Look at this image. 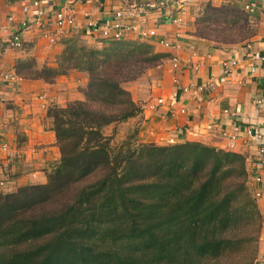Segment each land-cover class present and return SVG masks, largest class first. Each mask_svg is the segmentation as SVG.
<instances>
[{"label": "trees", "instance_id": "16d2710c", "mask_svg": "<svg viewBox=\"0 0 264 264\" xmlns=\"http://www.w3.org/2000/svg\"><path fill=\"white\" fill-rule=\"evenodd\" d=\"M254 32L243 8L206 3L191 34L221 46ZM61 43L53 66L14 64L17 77L49 84L71 70L88 77L82 99L47 108L60 157L46 182L0 191V264H257L263 214L242 154L137 142L138 127L112 147L104 132L142 112L124 83L169 54L132 39Z\"/></svg>", "mask_w": 264, "mask_h": 264}, {"label": "crops", "instance_id": "0c3cea01", "mask_svg": "<svg viewBox=\"0 0 264 264\" xmlns=\"http://www.w3.org/2000/svg\"><path fill=\"white\" fill-rule=\"evenodd\" d=\"M32 1L0 0V171L6 173L13 190L29 183L46 182V173L60 157L51 121L46 115L47 107L62 104L67 98L68 101L82 99L76 86L77 76H84L80 87L86 84L85 74L76 70L59 76L52 84L21 79L14 74L15 62L27 56L34 57L39 65L53 66L63 47L60 42L49 43L33 24L22 32V48L9 46L7 40L15 24L24 18L31 20L35 12ZM40 1L51 18L67 15L72 8L75 27L61 41L74 34L93 38L85 32L86 18L110 21L114 11L121 9L127 22L142 30H154L155 37H140L136 32L126 37L147 42L169 57L130 82L127 88L142 112L123 123L138 122L143 142L199 141L242 154L246 159L249 186L253 189L251 173L258 141L247 129L261 128L264 123V107L254 104L256 98H264V62L253 58L254 53L264 56V10L260 6L248 13L255 31L253 37L244 43L220 46L191 34L195 13L206 3L242 8L244 0H193L184 8L182 20L177 24L169 23L164 17L166 10L139 13L138 8L145 3L160 0H52L49 4ZM23 4L30 6L28 13L22 11ZM10 16L13 21L9 20ZM158 38L170 46L160 45ZM171 57L178 59L177 69L171 65ZM231 60L237 64L225 75L222 62ZM203 83H208L206 90L196 91ZM158 99L163 102L158 103ZM180 108L186 112L181 113ZM263 201H257L262 214ZM260 244L264 245V235Z\"/></svg>", "mask_w": 264, "mask_h": 264}, {"label": "built area", "instance_id": "2783aa9c", "mask_svg": "<svg viewBox=\"0 0 264 264\" xmlns=\"http://www.w3.org/2000/svg\"><path fill=\"white\" fill-rule=\"evenodd\" d=\"M52 0H44L45 4H49ZM193 0H160L155 2L145 3L139 7V13L146 10H166L164 12V17L169 23H179L182 20L183 10L188 5H191ZM31 6L34 7L35 12L30 19L19 20L15 24L14 30L12 31L7 43L10 47L15 49H20L23 47L22 42V32L26 30L30 25L37 27L43 36H45L49 43H61V38L69 34L75 27V19L72 14V8L70 12L64 16H58L56 18H51L46 14V11L41 7L40 0H33ZM264 10L263 0H244L242 8L247 13H252L257 9ZM30 6L27 4L22 5V11L28 13ZM10 21L13 18L9 17ZM85 32L93 37L101 40H122L126 39L128 35L136 32L140 37L148 38L155 37L156 32L154 30H142L131 22H127L125 18V11L116 10L113 13V18L110 21H94L90 18H86L85 22ZM157 42L165 47H169L170 43L158 38ZM253 58L264 62V56L259 53H254ZM170 63L174 69L178 67V59L176 57L170 58ZM237 62L234 60L223 61V73L228 75ZM197 69V66L194 67ZM175 83H178L177 79H174ZM208 83L200 84L196 87V91L202 92L206 90ZM177 92L173 94V98L176 99ZM162 99H158V103H162ZM254 104L259 107H264V98H256ZM181 113H185V108H180ZM264 123L261 128H249L247 133L254 137L258 141V148L255 154V159L253 161V169L251 173V182H253V189H251L253 198L257 201L264 199ZM238 130V127L235 128ZM234 138V137H232ZM250 181V180H249ZM263 228H264V201H263Z\"/></svg>", "mask_w": 264, "mask_h": 264}, {"label": "rangeland", "instance_id": "374dc122", "mask_svg": "<svg viewBox=\"0 0 264 264\" xmlns=\"http://www.w3.org/2000/svg\"><path fill=\"white\" fill-rule=\"evenodd\" d=\"M201 11L199 10L198 12H196L195 14H199ZM196 15V16H197ZM72 38H75L77 39V42L79 45H83V46H86V47H89V48H103L104 46H108L110 44V41L108 40H99L97 38H88V37H84V36H80L78 34H74ZM72 71V70H71ZM149 71V70H148ZM146 71V72H148ZM79 72H82V71H79ZM145 72V74H146ZM83 74H85V77H86V83H87V74L86 72H82ZM142 76V75H141ZM140 76V77H141ZM77 89L78 91L81 93V88L83 87H80V82L84 81V76L81 74V76H77ZM139 77V78H140ZM138 79V78H137ZM79 82V83H78ZM132 82V81H131ZM130 84V82H126L124 83V86L125 88L128 90V85ZM86 85V84H85ZM130 92V91H129ZM131 94V93H130ZM68 94L65 95V97H69L67 96ZM66 99V98H65ZM68 99V98H67ZM66 99V101L62 102V104L60 105H64L66 104V102H68V100ZM74 100V99H73ZM48 108V107H47ZM142 109V108H141ZM46 115H47V111H46ZM49 119V118H48ZM51 121V120H49ZM135 127H138V133H137V136H136V140L137 142H143L141 140V138L139 137V123L136 122V121H132V122H128V123H120V124H117L115 125V127H112V126H108L104 129V132L105 134L107 135H111L113 133V137H112V140H111V145L112 147H116L117 145L120 144V142L123 141V139L126 137V136H129L132 134V130L135 128ZM114 130V131H113ZM144 143V142H143ZM6 173H3L0 171V191H5V192H9V190H13V186H12V183H9L8 180H6ZM31 184V183H29ZM27 185V184H26ZM23 186V185H21ZM250 187V186H249ZM261 242V238L259 240V243H258V252H257V258H256V263L257 264H264V245H261L260 244Z\"/></svg>", "mask_w": 264, "mask_h": 264}]
</instances>
